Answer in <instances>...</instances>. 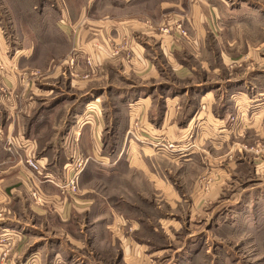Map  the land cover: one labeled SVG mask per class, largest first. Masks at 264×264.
<instances>
[{
	"label": "crops",
	"instance_id": "0c3cea01",
	"mask_svg": "<svg viewBox=\"0 0 264 264\" xmlns=\"http://www.w3.org/2000/svg\"><path fill=\"white\" fill-rule=\"evenodd\" d=\"M260 1L178 0L179 8L185 6L183 2L187 4L185 25L194 46L199 48L201 44L203 48L201 58L194 57L186 43H177L179 36L171 34L172 28L155 30L149 22L142 25L121 16L119 9L128 8L124 0L119 4L91 0L87 26L80 30L70 59L60 64L52 59L44 72L35 68L42 67L36 47L10 52L0 33L4 62L0 69V234L7 230L13 235L5 257L0 250V264H33L31 259L49 240L57 238L44 233L40 224L43 218L51 219L52 229L68 235L83 213L97 217L106 228L117 220H127L110 201L89 199L90 183L114 185L122 193L127 187L130 189L125 193L131 195L151 190L175 208L182 201V192L169 165L179 170L198 162L205 170L196 174L193 185L184 192L193 195L194 213L189 220L223 203L242 159L236 154L240 151L236 138L250 131L264 135V88L258 87V78L264 74L234 78L228 73L220 77L210 40L221 38L222 30L227 34L234 30L239 42L228 41L226 50L245 49L255 62L263 64L264 55L259 51L264 40L261 45H252L249 39L244 41L243 32L240 38L241 29L237 27V20L244 19L247 24L243 27H261L264 35V0ZM109 4L118 10L119 17L100 20L95 13L100 14ZM164 4L163 8L176 5ZM115 50L119 54L114 55ZM222 50V65L240 63L241 59ZM36 70L40 71L38 76L31 75ZM124 75L128 76L126 85ZM111 99L115 111L107 107L111 102L107 104L106 100ZM136 120L141 126L135 131ZM29 158L36 161L39 172L28 165ZM78 159L83 162L81 210L67 202L56 186ZM34 188L45 198L48 196L44 192L54 199L51 210L34 204ZM118 200L116 206L139 210L137 199L132 201L124 195ZM128 220L134 226L140 222ZM181 220L171 214L160 218V223L170 232L182 226ZM60 225L67 229H60ZM120 241L122 247L128 245L123 249L125 254L144 258L147 243L135 241L131 248L124 235ZM48 255L41 264L62 259L60 251L52 260Z\"/></svg>",
	"mask_w": 264,
	"mask_h": 264
},
{
	"label": "rangeland",
	"instance_id": "374dc122",
	"mask_svg": "<svg viewBox=\"0 0 264 264\" xmlns=\"http://www.w3.org/2000/svg\"><path fill=\"white\" fill-rule=\"evenodd\" d=\"M111 1L119 4V0ZM126 1H128V8L124 6L121 11L119 9L121 16L131 17L134 19L133 22H140L142 25L144 22H149L155 30L172 28L171 34L176 33L179 36L178 39L176 38L177 43H186L192 49L191 53L195 55L194 57L201 58L203 48L201 44L199 48L194 46L191 33L185 25L189 13L185 2L182 4L185 6L179 8L178 0H137L136 2L124 0ZM89 2L91 0H0V33L6 39L10 52L22 47H36L38 65L42 67L35 66V68L43 69L44 72L45 66L51 63L52 59L54 63L59 64L61 61L70 59L72 50L78 42L79 33L82 32L80 30L87 26L85 19L88 16ZM164 2L173 3V7L176 4L175 8H163L162 5H167ZM117 12L118 10L109 4L100 14H95L101 16L99 18L103 20L107 19L106 16L119 17ZM243 20H237V27L241 29L240 38L243 32L244 41L249 39L252 45H261L264 40L263 29L261 27L246 28L247 25L243 27L244 23L247 24ZM179 25L186 30V35L180 33ZM231 31L232 34H227L222 30L221 38L210 40L214 56L213 63L219 66V76L225 78L228 73H231L236 78L264 74L262 72L264 62L263 64L255 62L247 50L242 48L238 50L234 47L226 50L228 41L235 39L239 42L236 31ZM222 49H225L232 58L241 59L240 63L222 65ZM118 51L115 50L114 55ZM259 52L264 55V45ZM159 58L162 59L161 55ZM89 61L92 60L89 59ZM38 70L31 75L38 76L40 73ZM127 77L124 75L123 85H126ZM215 77L218 76H214V80H217ZM259 79L258 87L264 88V77ZM116 81L120 83L119 80L116 79ZM59 86H62L61 81ZM109 101L111 104L107 107H112L115 111L116 104L113 99L106 100V103L109 104ZM133 126L136 131L141 126L140 121L135 122ZM136 136L140 137V135ZM236 141L240 148L236 154L243 160H240V164L238 163L234 171L235 177L230 180L233 186L230 187V193L222 198V204L208 208L206 213L199 212L195 214L192 221L189 220L194 213L193 195L184 192L193 185L196 174L199 175L205 170L204 165L198 162L189 166L184 165L179 170L169 165L173 172L172 178L179 183L178 187L182 192V201L175 208L165 201L164 196H156L151 190L150 192L144 190V194H137V196L125 193L130 189L127 187L122 186L124 191L122 193L116 190L114 185L104 187L98 182L90 183L87 188L92 189V192L87 197L96 202L110 201L112 208L122 213L127 220H117L112 226L106 228L100 224L97 217L94 218L89 214L86 216L83 213L78 216L75 229L68 235L64 231L52 229L51 219L43 218L40 224H43L44 233L57 238L49 240L48 243L43 242L46 244L40 250L41 252L32 258L37 259L33 264H38V261L41 264L42 258L47 261L49 252L48 258L52 260L58 251L61 252L62 259L55 261V264H264V135L258 136L255 131H250L245 133L244 137L236 138ZM79 161L82 162V159ZM80 176L81 173L78 176V188L74 194L60 188L66 182L67 176L56 186L62 194L64 193L67 202L79 206L81 210L84 207L82 206L84 193L80 187ZM142 189L141 186L139 190ZM33 191L42 196V201H38L32 194L36 206L47 210L53 208L50 206L54 199L50 198L49 194L44 192L48 196L45 198L37 188H34L32 193ZM124 195L132 201H139L138 211L129 210L130 206L122 205V208L116 206L118 198ZM143 197L150 201L143 202ZM171 214L182 219V226L178 229L171 228L170 232H166L161 226L160 218ZM128 217L140 221L139 224L134 226ZM142 223L143 227H141ZM163 223L166 224V222ZM164 226L167 227V225ZM60 229L67 228L65 225H60ZM122 235L127 238L131 248L135 241H140V244L147 243L148 249L143 259H136L130 253L125 254L123 249H127L128 245L122 247L120 241ZM133 255L136 257V253ZM46 264L53 263L46 262Z\"/></svg>",
	"mask_w": 264,
	"mask_h": 264
},
{
	"label": "built area",
	"instance_id": "2783aa9c",
	"mask_svg": "<svg viewBox=\"0 0 264 264\" xmlns=\"http://www.w3.org/2000/svg\"><path fill=\"white\" fill-rule=\"evenodd\" d=\"M181 30L180 33L183 35H186L187 32L186 30L182 29V26L179 25L178 26ZM166 29V27L164 28ZM169 29H167L168 31ZM88 64L92 65V63L88 60ZM4 67V62L2 61V58L0 57V69ZM170 147H172V145H168ZM79 160V159H78ZM27 163L28 165H30V167H32L34 170H36L37 172H39L40 168L38 166V164L36 163V161L33 158H29L27 159ZM82 166H83V162H77V165H73V167L69 170L70 174L67 173V180L66 182H64L62 184V186H60V188L62 187L63 189H65L66 191H68L69 193H76L77 188H78V179H79V174L82 172ZM58 185V184H57ZM33 198L38 200V201H42V196L40 194H38V192H34L33 191ZM12 233L11 231H7L4 230L3 233L0 234V250L3 249V257H5L7 255V252L10 250L11 246H12V242H11V238H12ZM37 259H32V263L34 261H36Z\"/></svg>",
	"mask_w": 264,
	"mask_h": 264
}]
</instances>
